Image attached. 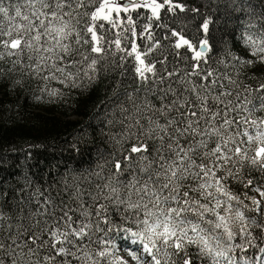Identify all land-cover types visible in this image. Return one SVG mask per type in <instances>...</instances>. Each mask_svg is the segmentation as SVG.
Returning <instances> with one entry per match:
<instances>
[{
  "label": "trees",
  "instance_id": "16d2710c",
  "mask_svg": "<svg viewBox=\"0 0 264 264\" xmlns=\"http://www.w3.org/2000/svg\"><path fill=\"white\" fill-rule=\"evenodd\" d=\"M24 2L4 0L0 6L9 8V14L14 16V9ZM69 2L70 7L63 9L71 32L65 43L70 45L76 59L88 58L80 65V74L74 76V83L61 82L62 77L47 80L38 77L28 68L31 61L27 57L32 53L25 49L22 53L8 55L0 45V213L3 215L0 235L5 238L9 226L13 234L29 225L35 230L37 221L40 227L44 222L56 224L65 211L73 220L77 217L83 220L81 214L85 209L92 212L89 219L93 222V239L101 238L104 233L95 230L98 218L94 209L98 204L107 206V212L102 215L113 221L112 226L132 227L131 223L122 222L116 215L115 205L103 198L108 195L104 185L117 187V181L143 175L139 169L146 162L141 161L140 156L148 153H131L134 137L139 135L136 120L144 124L146 121L141 116L160 108L159 97L168 87V72H175L177 75L171 79L177 80L180 73L191 72L196 63L191 49L175 47L179 37L172 35L173 30L193 46L206 38L211 51L207 54V64L201 63V69L211 66L218 74L230 77L235 84L225 81L224 87L232 92L231 98L239 93L241 97L252 99L256 109L251 111L249 119L264 118V111L255 100L264 95V90L257 91L264 84V61L254 56L241 39L247 34L258 36L264 30V0H171L172 4L183 5L184 11L178 8L170 11L165 4L159 9V19L150 20V8H133L129 16L135 24L127 23L128 16L115 23V27L106 20H91L96 7L91 0ZM78 3L83 6L77 7ZM156 3L164 4V0H156ZM205 20L209 21L207 33L201 27ZM93 23L97 25V36L102 37L97 45L103 48L100 54L90 51L95 42L86 29ZM0 24H7V17L2 14ZM99 24H103V28ZM149 24L151 39L146 32L141 35ZM131 27L135 28V36L129 30ZM4 39L10 38L0 36V40ZM116 39L121 41L120 48L114 43ZM132 41L141 53H147L143 57L145 64L155 66V74L145 73L147 80L135 72L134 55H127ZM93 59L97 61L94 71L88 67ZM171 86L177 88L176 83ZM54 91L56 95H52ZM248 108L252 109V104ZM156 119L163 123L162 118ZM256 146L243 144L248 157L254 154ZM117 162L121 165L120 173L115 168ZM238 167V175L227 178L226 187L247 209H254L251 198L261 200L264 209V199L255 190L264 187V171L247 159ZM248 180H252L253 185L245 187ZM97 196H100L98 201ZM247 209H241L246 216L261 218L259 212ZM105 227L101 220L100 228ZM44 238L41 235V239ZM114 242L119 245L120 239L115 238ZM185 251L193 264H212L195 245L187 246ZM48 254L39 249L35 255L22 259L25 264H33V261L43 264L42 258ZM119 255L127 259L123 250ZM247 255L258 253L250 248ZM59 262L60 257H57L54 264ZM5 264H8L7 257Z\"/></svg>",
  "mask_w": 264,
  "mask_h": 264
},
{
  "label": "snow or ice",
  "instance_id": "6c2138e0",
  "mask_svg": "<svg viewBox=\"0 0 264 264\" xmlns=\"http://www.w3.org/2000/svg\"><path fill=\"white\" fill-rule=\"evenodd\" d=\"M3 3L4 0H0V5ZM91 3L96 5L91 20H106L113 27L116 24L111 14L128 12L132 7L150 8V20L159 19V9L165 4L170 11L177 8L184 11L183 5L172 4L171 0H164V4H158L156 0L151 3L128 0L122 8L117 0H91ZM81 6L82 3L77 4V7ZM66 7H70L69 0H25L11 16L9 8L0 6V14L7 17V24H0V36L10 38L0 40V45L8 55L22 53L25 49L32 53L27 57L31 61L28 68L38 77L45 80L62 77L61 82L74 83V76L80 74V65L88 58L76 59L70 45L65 43L71 35L69 24L64 20L63 9ZM127 23L135 24L131 16ZM208 24L209 21L205 20L201 26L205 33ZM98 26L103 28L104 25ZM96 27L93 23L86 31L95 42L90 51L100 54L103 48L97 45L102 37L97 36ZM150 28V24L146 25L141 35L146 32L151 39ZM129 30L136 35L134 27ZM172 35L179 37L175 47L191 49L196 63L191 72L180 73L177 80L171 79L177 75L175 72H168V87L159 97L160 108L141 116L146 123L136 120L139 135L134 137L131 153H148L140 156V160L146 162L139 169L143 175L117 181V187L104 185L108 195L103 198L115 205L119 219L131 223L132 227L112 226L113 221L102 215L107 212L105 204H98L94 209L98 218L95 230L104 233L97 239H93V222L89 219L92 212L87 209L81 214L83 220L80 217L73 220L65 211L56 224L44 222L40 227L37 221L35 230L29 225L13 234L9 226L7 238L0 235V264H5V257L8 264H25L22 257L35 255L39 249L49 253L42 258L43 264H54L57 257H60L59 264H193L185 251L190 245H195L212 264H264L261 200L251 198L254 209H247V205L226 187L227 178L236 177L238 166L246 159L264 171V118L249 119L251 111L256 109L252 99L241 97L239 93L231 98L232 92L224 87L225 81L235 84L230 77L218 74L211 66L201 69V63L207 64V54L211 51L206 38L193 46L175 30ZM241 39L254 56L264 61V30L258 36L247 34ZM114 43L120 48V39ZM130 44L127 55H134L135 72L147 80L145 73L155 74V66L146 65L143 57L147 53H141L134 41ZM151 51L149 48L148 52ZM96 63L95 59L91 60L89 69L94 71ZM84 75L88 73L84 72ZM172 83H176L177 88H172ZM261 90H264V84L257 91ZM255 100L259 109L264 111V95L255 97ZM249 104L252 109L248 108ZM157 117L162 118L163 123ZM244 143L257 145L251 157L247 156ZM115 168L120 173V163L117 162ZM252 185L253 181L248 180L244 186ZM255 190L264 199V187ZM99 199L97 196L96 200ZM242 208L259 212L261 218L246 216ZM101 220L106 225L104 229L100 228ZM41 235L45 238L41 239ZM115 238L120 239L119 245L114 242ZM250 248L256 249L258 255L248 256ZM121 250L127 253L128 259L119 255ZM33 264L41 262L33 261Z\"/></svg>",
  "mask_w": 264,
  "mask_h": 264
},
{
  "label": "rangeland",
  "instance_id": "374dc122",
  "mask_svg": "<svg viewBox=\"0 0 264 264\" xmlns=\"http://www.w3.org/2000/svg\"><path fill=\"white\" fill-rule=\"evenodd\" d=\"M127 1L128 3V0H117V3L120 4L121 8L123 7L124 5V2ZM141 3L144 2V0H140ZM148 3H151V0H147ZM134 7L130 8L128 12H124V11H121L119 12V14L113 12L111 15H112V18H113V21L115 23L123 20L124 18L128 17L129 16V13L130 11L133 9ZM109 22V21H108Z\"/></svg>",
  "mask_w": 264,
  "mask_h": 264
},
{
  "label": "water",
  "instance_id": "95a60500",
  "mask_svg": "<svg viewBox=\"0 0 264 264\" xmlns=\"http://www.w3.org/2000/svg\"><path fill=\"white\" fill-rule=\"evenodd\" d=\"M126 3H127V1L124 2V4H126Z\"/></svg>",
  "mask_w": 264,
  "mask_h": 264
}]
</instances>
